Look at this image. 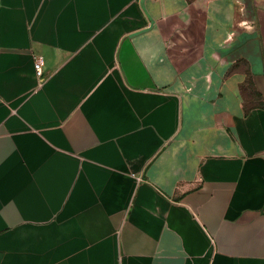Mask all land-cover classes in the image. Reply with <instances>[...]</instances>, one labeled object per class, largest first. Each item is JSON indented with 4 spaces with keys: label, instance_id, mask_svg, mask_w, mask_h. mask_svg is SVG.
Instances as JSON below:
<instances>
[{
    "label": "crops",
    "instance_id": "0c3cea01",
    "mask_svg": "<svg viewBox=\"0 0 264 264\" xmlns=\"http://www.w3.org/2000/svg\"><path fill=\"white\" fill-rule=\"evenodd\" d=\"M0 264H264V0H0Z\"/></svg>",
    "mask_w": 264,
    "mask_h": 264
},
{
    "label": "built area",
    "instance_id": "2783aa9c",
    "mask_svg": "<svg viewBox=\"0 0 264 264\" xmlns=\"http://www.w3.org/2000/svg\"><path fill=\"white\" fill-rule=\"evenodd\" d=\"M35 70H36V74L39 77H42L43 75V70H44V62L41 58H37L35 60Z\"/></svg>",
    "mask_w": 264,
    "mask_h": 264
}]
</instances>
